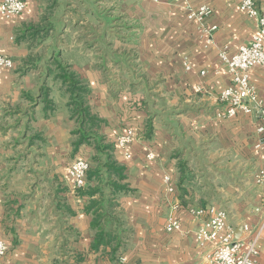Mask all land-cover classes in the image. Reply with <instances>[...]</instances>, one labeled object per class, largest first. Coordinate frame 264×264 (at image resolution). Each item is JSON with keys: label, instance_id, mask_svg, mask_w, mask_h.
Returning a JSON list of instances; mask_svg holds the SVG:
<instances>
[{"label": "crops", "instance_id": "crops-1", "mask_svg": "<svg viewBox=\"0 0 264 264\" xmlns=\"http://www.w3.org/2000/svg\"><path fill=\"white\" fill-rule=\"evenodd\" d=\"M24 1L20 14L0 15V53L13 61L0 69V238L8 246L0 264H203L210 244L198 246L195 231L208 215L189 208L211 204L227 211L233 235L256 238L255 264H264V186L254 180L264 135L256 147L255 115L217 116V96L231 83L218 52L235 53L258 27L239 0ZM201 4L212 8L211 41L186 16ZM54 60L86 83L89 110L102 120L97 133L124 169L130 191L117 195L116 212L125 241L113 256L110 246L92 249L86 206L98 195L79 193L67 171L76 157L91 164L96 150L72 147L76 123ZM249 80L264 105V69L252 68ZM127 129L138 138L120 148ZM170 214L180 226L168 232Z\"/></svg>", "mask_w": 264, "mask_h": 264}, {"label": "built area", "instance_id": "built-area-1", "mask_svg": "<svg viewBox=\"0 0 264 264\" xmlns=\"http://www.w3.org/2000/svg\"><path fill=\"white\" fill-rule=\"evenodd\" d=\"M153 1L159 3L162 0ZM25 5L24 0H0V15L7 18L18 15L24 10ZM239 9L248 17L255 18L258 27L250 42L239 46L235 53L229 54L225 49L218 52L221 62L231 76V83L217 96L222 106L218 110L217 116L229 118L237 112L255 115L258 120L256 147L261 148L264 135V105L257 97L254 86L250 83L249 74L250 70L256 66L264 69V7L259 6L256 0H239ZM211 13L212 8L206 4L196 7L188 6L186 9L187 18L200 23L208 41H211L212 32L216 29L215 25L208 27L204 25L205 19ZM184 65L186 69L189 68L188 63ZM12 66V59L0 53V69ZM137 138L138 136L132 129H127L123 134L116 137L115 145L126 148ZM126 156L128 157L129 154L126 153ZM146 157L152 159L153 154L148 153ZM88 168L89 162L83 157H76L69 163L67 171L75 188L80 189L85 186ZM254 180L257 184L264 186V165L256 170ZM163 181L166 184L167 192H172L174 188L168 173L163 176ZM178 206L175 203L172 205V209H176ZM189 212L195 217L208 215V218L203 220L195 231L198 246L203 247L207 243L210 244L203 264L256 263L259 255L256 238L246 240L235 238L233 228L227 223L228 213L224 208L211 204L207 207H190ZM179 226V221L172 214L167 216L166 231L177 230ZM7 249L6 241L0 238V257L6 254ZM117 260L123 262L124 257L120 255Z\"/></svg>", "mask_w": 264, "mask_h": 264}, {"label": "trees", "instance_id": "trees-1", "mask_svg": "<svg viewBox=\"0 0 264 264\" xmlns=\"http://www.w3.org/2000/svg\"><path fill=\"white\" fill-rule=\"evenodd\" d=\"M52 63L55 65L52 71L53 78L61 82L68 95L66 105L70 118L76 123V129L73 131V149L76 150L81 144H88L96 150L87 170L86 184L78 189L79 193L88 195L90 198L98 195V198L90 199L86 206V209L93 214L91 226L96 229L92 249L96 250L100 245L110 246L109 253L113 256L124 247L125 241L126 230L123 220L116 212L117 195L130 191L126 184L120 183L124 178V169L116 163L112 156L113 145L106 142L104 137L97 133L102 120L89 110L86 99L89 88L86 83L71 71L68 65L58 60H54ZM44 89V107L49 110L53 109V101L47 98L48 88ZM180 167L181 172H184L183 162ZM93 180L96 184L89 185Z\"/></svg>", "mask_w": 264, "mask_h": 264}, {"label": "water", "instance_id": "water-1", "mask_svg": "<svg viewBox=\"0 0 264 264\" xmlns=\"http://www.w3.org/2000/svg\"><path fill=\"white\" fill-rule=\"evenodd\" d=\"M238 232H239L238 230L234 232V237H235V238L240 237V234H239Z\"/></svg>", "mask_w": 264, "mask_h": 264}]
</instances>
